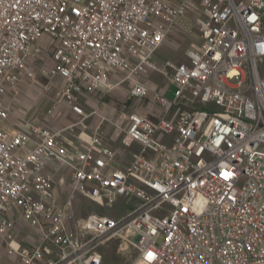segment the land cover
Listing matches in <instances>:
<instances>
[{
	"label": "built area",
	"instance_id": "1",
	"mask_svg": "<svg viewBox=\"0 0 264 264\" xmlns=\"http://www.w3.org/2000/svg\"><path fill=\"white\" fill-rule=\"evenodd\" d=\"M186 17L197 46L157 68ZM45 99L74 120L34 118ZM108 127L137 146L123 168ZM74 193L137 203L73 229ZM112 240L132 264H264V0H0V264H103Z\"/></svg>",
	"mask_w": 264,
	"mask_h": 264
},
{
	"label": "rangeland",
	"instance_id": "2",
	"mask_svg": "<svg viewBox=\"0 0 264 264\" xmlns=\"http://www.w3.org/2000/svg\"><path fill=\"white\" fill-rule=\"evenodd\" d=\"M198 29L191 20L186 17L185 19H178L176 27L173 30L170 38L166 43L161 46L153 57V63L159 69L167 67L169 64H177L179 62L185 61V53L188 49L195 48L198 44ZM262 69V66H260ZM150 81L154 82L158 88H165V82L163 77L158 72H153L149 74ZM175 88L173 86L168 87L166 96L170 99L173 98ZM124 92L123 88L115 90V94L111 96H106L105 103L110 106H115L118 110H125L121 105L116 101L114 95H118ZM52 100H43L41 101L37 108L38 113H34V118L43 121L46 123H51L55 125H60L63 117H61V112L56 111L54 117L45 116V110L52 105ZM119 110V112H120ZM34 111V110H33ZM32 111V112H33ZM116 114V113H115ZM118 114V113H117ZM112 115V112H111ZM63 179L62 183L58 184L57 195L60 200V203H63L70 193V186L68 183V178ZM121 204H116L115 208L111 211H106L100 206L96 205L93 202L85 199L78 193H74L72 199L68 205V210L71 214V227L75 229V224L85 218H88L94 214H111L114 217L119 216L120 212H126L132 208L137 201L133 198L128 199L126 203L121 200ZM99 252L103 257V264H132L135 257V251L133 249H128L126 253H119L116 250V241L112 240L108 244L99 248ZM8 259L5 258V262Z\"/></svg>",
	"mask_w": 264,
	"mask_h": 264
},
{
	"label": "crops",
	"instance_id": "3",
	"mask_svg": "<svg viewBox=\"0 0 264 264\" xmlns=\"http://www.w3.org/2000/svg\"><path fill=\"white\" fill-rule=\"evenodd\" d=\"M108 107H110V115H111V112H112V115L110 117L112 119H114L115 117H117V113L119 112L120 109L118 110V108H116L115 106H110V105ZM74 118L75 117L71 113H66L63 116V120L61 122L64 123V122H67L68 120H74ZM104 142L106 143L107 146L116 149L118 151V153L120 154V158H119L118 164H119V166L121 168L125 167L129 163L130 156H131V152L133 150H136L137 149V146H134L131 150L122 148L120 146V144H119V134L117 133V131L113 127H108L107 128L106 134L104 136ZM64 176L66 178H68L66 172L64 171V169L63 170L60 169V170H56L55 171L56 191L58 189V184L59 183H62L63 182V179L65 181ZM121 200L124 201V203L127 202L124 199H120V200H118L117 204H121L122 203ZM120 213H122V211ZM101 214H106V212L105 213H101ZM109 215H111V214H109ZM24 231H30V230L28 228H25Z\"/></svg>",
	"mask_w": 264,
	"mask_h": 264
}]
</instances>
